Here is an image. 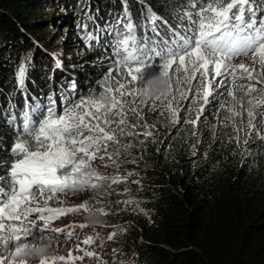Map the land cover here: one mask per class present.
<instances>
[{
	"label": "trees",
	"instance_id": "obj_1",
	"mask_svg": "<svg viewBox=\"0 0 264 264\" xmlns=\"http://www.w3.org/2000/svg\"><path fill=\"white\" fill-rule=\"evenodd\" d=\"M185 4L186 0H0V161L12 159L16 129L8 119L15 113L19 122L26 101L41 103L40 95L48 92L47 106L50 98L59 103L63 96H86L97 88L113 59L107 27L125 10L141 26L139 34L155 40L146 15L161 17L157 28L167 35L168 26L179 23L177 12ZM42 29L55 35L45 38ZM89 34L95 39H86ZM95 42L102 48L93 46ZM61 48L73 50L77 58L59 56ZM21 64L26 68L23 88L16 78ZM227 79L229 84L216 89L220 97L211 100L201 118L197 120L199 109L193 106L192 116L160 149L125 131L122 135L132 143L120 140L108 149L120 167L107 161L109 173H97L125 181L127 193H120V182H97V187L82 193V204L98 193L106 200L120 196L96 205V212L106 213L103 221L98 214L84 220L75 216L72 224L62 228L65 233H47L58 235V240L45 241L72 246L65 239L67 232L77 230L90 237L109 225L132 255L130 264H264V129L222 124L225 113L219 117L220 103L232 99L226 95L231 87V78ZM237 95L233 108L243 111L248 103L240 92ZM237 117L243 118V112ZM213 120H217L214 126ZM129 124L124 128L134 129ZM78 189L70 191L74 195ZM62 194L68 192L56 197ZM127 198L140 199L139 208L134 203L128 206ZM118 200L123 202L117 205ZM50 204L41 201L40 205ZM81 224L88 226L81 228ZM83 241L79 245L84 246Z\"/></svg>",
	"mask_w": 264,
	"mask_h": 264
},
{
	"label": "snow or ice",
	"instance_id": "obj_2",
	"mask_svg": "<svg viewBox=\"0 0 264 264\" xmlns=\"http://www.w3.org/2000/svg\"><path fill=\"white\" fill-rule=\"evenodd\" d=\"M177 16V26H168L167 35H162L157 28L161 17L146 15L150 31L158 38L154 40L139 34L141 26L125 10L121 19L107 27L113 59L96 89L87 96H63L59 103L50 98L47 106L26 101L19 122L15 113L10 116L8 123L16 135L10 163L0 161V264H28L27 258L42 251L39 243L59 239L48 232L65 233L50 228L51 221L81 208L87 211L84 204L53 209L39 206L41 201L46 205L57 193L95 188L94 180L120 182V178L102 176L94 168L97 160L105 158L101 153L119 143L116 133H124L121 126L127 124L129 113L141 119L145 108L155 111L156 101L163 104L167 99L165 107L172 123L179 124L180 100H189L191 93L202 100L199 120L211 100L221 95L216 89L229 84L227 77H231L226 95L234 102L237 92L249 97L251 108L245 109L249 125L255 126L252 121L257 116L264 117V0H186ZM86 39L95 37L89 34ZM25 76L21 64L16 75L21 88ZM153 81H165L168 91L149 95ZM72 87L76 89L75 84ZM229 111L233 117L241 115L232 108ZM72 235L67 232L65 239ZM83 243L90 245L93 239L88 237ZM76 248L87 257L97 256L81 249L79 243ZM73 259L83 257L69 253L68 260L53 257L51 264H70ZM39 264H49V258L41 257Z\"/></svg>",
	"mask_w": 264,
	"mask_h": 264
},
{
	"label": "rangeland",
	"instance_id": "obj_3",
	"mask_svg": "<svg viewBox=\"0 0 264 264\" xmlns=\"http://www.w3.org/2000/svg\"><path fill=\"white\" fill-rule=\"evenodd\" d=\"M41 31H44L43 35L45 38H48L49 34L52 36L55 35V34H51V32L50 33L46 32L44 29H42ZM58 39H59V36L56 40L57 43H58ZM94 44H97L98 46L101 45V43H98V42H95ZM100 47L102 48V46H100ZM52 50L55 51L56 48L53 47ZM58 54H59V56H62V57L65 56V58L66 57L71 58V56H75V58H77V54L75 52H73V50H69V49L61 48V50L58 51ZM110 62L112 63V61H110ZM167 91L168 90H166V92ZM159 94L160 93H157L156 95H159ZM189 96H190L189 100H180L179 116H180L181 122L179 124L172 123V116L169 113V111L167 110V108L165 107L168 103V100L165 99L163 101V104H161L160 101H156L157 107H156L155 111H152V110H149L148 108H145V111L141 114L143 117L141 119H137L136 116L131 115L129 113L127 122L130 123L129 125H132V124L136 125V127H134V129L129 130L126 127L124 128L125 125H123L121 127L124 128V132L130 131V133L128 132V134H131V132H133V134H135V135L138 134V135L142 136L144 139L149 140V142L155 143L156 145H158V148L160 146L162 147L163 144H165V143L168 144V142L173 138V135L177 131H179L182 128V126L184 125V123H186L188 121V119L192 116L191 110L193 109V106H196L198 109H200L202 100L197 99V97L192 95L191 93L189 94ZM219 97L220 96H218V98ZM177 98H179L178 93H177ZM218 98H216V100ZM237 98H238V95H237ZM128 99L131 100V97H129ZM168 99H171V96H169ZM248 99H249V97L244 96L243 100H244V102H247ZM40 102L42 103V105H44L45 103H48V92H42V94L40 95ZM228 102L225 103L224 108H221L219 110V114H220L219 117H221L222 114L225 113V115L220 119L222 124L223 125H231L233 128H235L238 123H241L242 125H246V127L244 129L251 128V126L249 125L250 118L247 116V112L245 111V109L251 108V105L248 104L244 108V110L241 111L240 108H236V109L233 108L234 101L232 99ZM240 102H242V100ZM229 108H232L234 111H238L241 114L243 112L244 117L243 118H240L237 116L233 117L232 113L229 111ZM112 118L115 120L120 119V117L116 116V115H113ZM252 123L255 125L254 126L255 128L264 129V117L257 116L256 120L252 121ZM216 124H217V120L216 121L213 120L212 126H214ZM145 132H151L152 135L151 136H145L144 135ZM173 132H175V133H173ZM142 133H143V135H142ZM116 135H117L118 141L123 140L129 144H131L133 141V140H130L129 136H127L125 134L122 135L119 131H117ZM262 135H263V133H262ZM114 145H117V144H113L112 146H114ZM203 154H204V152H203ZM101 155H103L105 158L103 160H97L95 162L94 170L96 172L102 171L104 174L105 173L108 174L110 171V168L106 167L107 161H112L110 163V166H112V167L116 166V165H118L120 167V164L118 163V161L114 160L113 158L108 159V156H109L108 152L107 153H101ZM129 165H130V162H128L126 164V166H129ZM134 169H132V170H134ZM94 182L97 183L99 181L94 180ZM104 182L106 184H110L109 180H105ZM124 183H125V181H120V184H122V186H120V189H121L120 193L125 192V193H121V194L127 193L126 192L127 185L126 186L123 185ZM88 189L89 188H86L84 190L78 189L74 195L71 193L70 190H68L67 191L68 194H62L61 196L50 200L52 202V204H50L48 206L50 208H52V206H56V207H59L60 209L78 207L83 202L82 201L83 198H81L80 196H82V193L87 191ZM101 197H102V194L98 193L96 195H91V197H89L88 199H84V202L87 206V209L89 210L88 215H85L84 211H79L76 213L70 212L71 215L67 218V220L68 221L73 220V218L75 216L81 220H84L86 218L87 219H95L96 214H98V217L100 216L102 221H103L104 215L100 212H96V205L98 203L101 204L102 202H106V201L114 202V199L119 198L120 196L118 195L115 197L114 195H112L107 200L104 198H101ZM122 202H123V200H118L116 204L119 205L118 203H122ZM126 202H127L128 206H130V207L133 206V203L138 208L140 206V199L131 200L130 198H127ZM39 206H41V205H39ZM46 208H48V207H46ZM81 210H83V208H81ZM44 214L47 215V212H45ZM54 222L56 224L61 223L60 220L55 219V220L50 222L49 226H51ZM102 228L107 229V230L104 232L93 233L92 235H90L91 238L95 239L92 244L84 245V246L79 245V247H83L87 251H94L97 254V256L87 257L84 255V253H82L83 251H80L77 248H74V247H76L79 240H85L86 238L89 237L87 235L82 234L77 239L67 241V243L70 242V244L72 246L59 245L57 243H50L49 241L43 240L42 243H39L37 245V247L39 249H41L42 251L38 255H34L32 257L27 258L28 264H39V259L41 257L49 258V264H51V258H53V257L63 256V257H65L66 260H68L69 259V253H71L72 257H78V256L83 257L82 260H80V259L71 260L70 264H123L124 261H126L127 264H128V262L130 264L132 255L129 254L125 249H123V246L121 245V241H120V239L115 237V233L112 230V227L109 225L108 226L105 225ZM21 258H24V257H21ZM57 264H60V262H57ZM124 264H126V263L124 262Z\"/></svg>",
	"mask_w": 264,
	"mask_h": 264
},
{
	"label": "clouds",
	"instance_id": "obj_4",
	"mask_svg": "<svg viewBox=\"0 0 264 264\" xmlns=\"http://www.w3.org/2000/svg\"><path fill=\"white\" fill-rule=\"evenodd\" d=\"M93 46H94V43H93ZM230 81H231V79H230ZM243 83L247 84L248 82L247 81H243ZM150 84L155 85V86L153 87V90L150 93H148L149 95H153L154 96L157 93H165L166 90H167L165 81H153V82H150ZM257 87L258 88L262 87V85H257ZM67 218L63 219L62 217H59L57 220H60L61 223H59V224H56L55 222L53 223L54 225L57 226L56 229H62V228H65V227L69 226L70 224H72V222H71L72 220L68 221ZM49 227H51V226H49ZM73 233H75V235H72L71 239H69V240L77 239L80 235H82L77 230L73 231ZM69 240H67V241H69Z\"/></svg>",
	"mask_w": 264,
	"mask_h": 264
},
{
	"label": "bare ground",
	"instance_id": "obj_5",
	"mask_svg": "<svg viewBox=\"0 0 264 264\" xmlns=\"http://www.w3.org/2000/svg\"><path fill=\"white\" fill-rule=\"evenodd\" d=\"M172 2V1H171ZM168 3V2H167Z\"/></svg>",
	"mask_w": 264,
	"mask_h": 264
}]
</instances>
